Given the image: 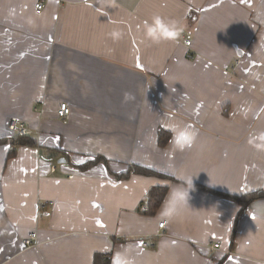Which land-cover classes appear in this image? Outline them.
I'll return each instance as SVG.
<instances>
[{"label":"crops","instance_id":"0c3cea01","mask_svg":"<svg viewBox=\"0 0 264 264\" xmlns=\"http://www.w3.org/2000/svg\"><path fill=\"white\" fill-rule=\"evenodd\" d=\"M38 1L0 0V140L16 117L35 144H0V264H264V199L239 216L221 196L264 192V0ZM156 15L176 39L145 38ZM180 186L188 206L162 216Z\"/></svg>","mask_w":264,"mask_h":264},{"label":"trees","instance_id":"16d2710c","mask_svg":"<svg viewBox=\"0 0 264 264\" xmlns=\"http://www.w3.org/2000/svg\"><path fill=\"white\" fill-rule=\"evenodd\" d=\"M13 135V134H12ZM169 134L167 132H164L162 130L158 131V144L164 145L168 141ZM9 143L11 147L15 145H24V146H34L35 144L28 139L27 136H17L13 135L10 140L5 142L4 140H0V144H6ZM14 152L10 153L9 156H13ZM105 160L103 158H94L93 162H86L82 166H80L81 169H86L89 166H92L94 163L104 162ZM131 174H137L142 176H154L161 179H171V176L167 174H163L161 172H158L156 170H153L151 168L145 167V166H137L132 165L128 168L127 174L125 176H129ZM123 176H118V178H122ZM167 192V187H152L148 190V193L146 195V200L142 203V206L145 207V210L142 208H138L139 213L145 214V215H151L153 214L160 204L163 201V198ZM216 194L217 192H213ZM222 197H226L228 199H231L232 201L236 202L240 206V210L238 212V215H242L243 212L246 210L247 206L255 200L264 199V192L263 191H256V192H249L246 194H243L241 196H229L226 194H222ZM92 264H110V256L108 254H95L93 257Z\"/></svg>","mask_w":264,"mask_h":264},{"label":"clouds","instance_id":"9594fccd","mask_svg":"<svg viewBox=\"0 0 264 264\" xmlns=\"http://www.w3.org/2000/svg\"><path fill=\"white\" fill-rule=\"evenodd\" d=\"M145 38L152 43H161L163 41L174 40L178 36L175 22H166L159 15L153 16L151 21L144 23ZM183 179V178H182ZM193 187V186H192ZM183 186L174 188L161 209V215L172 218L185 206H188L189 190Z\"/></svg>","mask_w":264,"mask_h":264},{"label":"built area","instance_id":"2783aa9c","mask_svg":"<svg viewBox=\"0 0 264 264\" xmlns=\"http://www.w3.org/2000/svg\"><path fill=\"white\" fill-rule=\"evenodd\" d=\"M43 8V1L40 0L38 1L35 5H34V9L36 11H40ZM185 46H190V42L186 41L185 42ZM193 56L191 54L188 55V58L191 59ZM69 115V108L66 104H61L58 109L56 110V116L58 117V119H60L61 121H65L67 119ZM6 127L7 130L13 134V135H17V136H27L30 134V127L27 126L23 121L19 120L16 117H10L7 120L6 123ZM13 149V148H12ZM142 209L145 210V207L142 206ZM164 226V222H161L158 224V228L162 229ZM139 242L141 244L142 247L144 248H152L154 241L152 239H147L144 237H140L139 238ZM22 244L24 245L25 248H31V247H35L37 246V236L35 232H30L28 235H26V237L23 238L22 240ZM219 243H215L213 244L212 248L214 250L219 249L220 246Z\"/></svg>","mask_w":264,"mask_h":264},{"label":"rangeland","instance_id":"374dc122","mask_svg":"<svg viewBox=\"0 0 264 264\" xmlns=\"http://www.w3.org/2000/svg\"><path fill=\"white\" fill-rule=\"evenodd\" d=\"M69 112H70V109H69ZM57 118H58V117H57ZM59 120H60V119H59ZM60 121H61V120H60ZM65 121H66V120H65ZM65 121H64V122H65ZM61 122H63V121H61ZM149 177H154V176H149ZM166 193H167V192H166ZM165 195H166V194H165Z\"/></svg>","mask_w":264,"mask_h":264},{"label":"water","instance_id":"95a60500","mask_svg":"<svg viewBox=\"0 0 264 264\" xmlns=\"http://www.w3.org/2000/svg\"><path fill=\"white\" fill-rule=\"evenodd\" d=\"M63 161V160H62ZM64 162V161H63Z\"/></svg>","mask_w":264,"mask_h":264}]
</instances>
